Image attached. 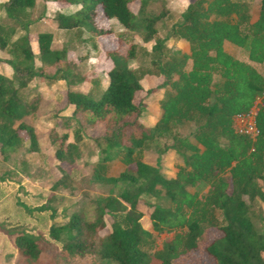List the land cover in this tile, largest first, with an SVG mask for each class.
I'll use <instances>...</instances> for the list:
<instances>
[{
  "label": "trees",
  "instance_id": "16d2710c",
  "mask_svg": "<svg viewBox=\"0 0 264 264\" xmlns=\"http://www.w3.org/2000/svg\"><path fill=\"white\" fill-rule=\"evenodd\" d=\"M55 1L66 4L54 14L58 28L79 34L109 33L106 22L115 18L126 32H139L142 43L153 40L154 44L148 52L149 65L131 67L135 45L129 43L122 49L127 41L119 35L117 47L104 52L110 62L105 86L101 88L96 79L88 92L65 91V104L71 109L63 117L64 126L68 128L74 121L77 127L71 133H49L55 158L72 163L80 155L83 128L101 122L105 132L94 139L98 156L90 180L119 185L121 190L118 196L93 200V219L74 211L62 223L52 221L49 237L69 254L95 251L106 264H150L153 231L171 233L153 253L159 264H200L198 249L205 232L214 229L218 234L207 245L213 264H264V232L255 229L250 205L244 199H258L264 205V96L254 139L236 133L232 122L236 113L247 111L255 98L264 94V76L250 63L264 61V0H260L255 17L248 2L192 0L182 21L170 32L171 37L187 42V52L168 48L165 38L154 37L155 24L163 13L149 11L150 0ZM132 1H138L137 12L129 7ZM34 2L3 0L1 7L8 19L19 22V16ZM15 33L0 21V49L8 54L4 62L15 74L10 78L0 73V155L4 160L24 140L30 151L38 149L35 126L26 121L37 109L38 98L26 100L20 93L33 77L41 75L35 62L54 66L55 79H67L70 72L65 48H52V33L36 34V53L27 32ZM225 42L245 51L250 62L229 53ZM145 76L163 78L147 90L160 92L155 99L159 113L152 125L138 121L143 104L134 99ZM150 144L159 146L161 154L171 152L182 158L173 176L142 160ZM115 157L125 168L111 176L108 172ZM59 170L61 175L50 188L73 190L68 173L62 167ZM142 196L155 200L148 213L152 231L140 224ZM105 215H110L112 222L100 233L106 229ZM260 219L264 223V212ZM0 228L13 237L22 262L39 264L40 235Z\"/></svg>",
  "mask_w": 264,
  "mask_h": 264
},
{
  "label": "rangeland",
  "instance_id": "374dc122",
  "mask_svg": "<svg viewBox=\"0 0 264 264\" xmlns=\"http://www.w3.org/2000/svg\"><path fill=\"white\" fill-rule=\"evenodd\" d=\"M0 21L7 27L15 30L16 36L28 33L31 40V48L34 53L38 51L36 34L38 32H50L53 35L52 48H65L69 78L55 79L52 75L55 67L52 65H41L35 62L36 67L41 68V75L30 80L20 90L26 100L38 98L37 109L30 119L26 121L35 126L38 137V149L30 151L28 142L24 140L21 147L11 153L4 160L0 155V225L5 228L14 227L18 231H25L41 236L42 252L37 263L39 264H106L95 251L86 252L82 255L69 254L61 248V244L52 240L48 235V228L52 221L62 223L68 219L74 211H82L87 218H94L93 200L97 197L115 195L118 196L121 187L110 184L92 183L90 172L98 156V149L94 139L104 134L105 125L97 122L93 126H85L81 131L82 138L79 142L80 155L72 163H60L54 156L55 145L49 143L48 135L51 132L62 133L66 130L76 128L74 121L69 127L64 126V118L70 114V109L65 104V91L74 90L88 92L93 87V80L100 82L103 88L106 84V70L110 65L104 52L117 47L118 36H124L127 41L122 44L127 47L129 43L135 45V58L129 61L131 67L139 65L148 66V52L154 41L144 44L140 41L139 32L133 34L115 19L106 22L109 33L79 34L76 30H65L57 27L54 14L59 8L66 4L55 0H35L34 5L19 16V22L8 19L1 7ZM192 0H150L148 10L153 13H163L156 22V34L154 37L165 38L168 48H187V43L181 38L170 36L171 27L182 21V13ZM248 2L251 5L253 15H256L260 0H236ZM138 1L129 4L133 12H137ZM25 24L26 28H23ZM127 33V35H126ZM14 36L13 39L16 37ZM225 49L240 60L248 61L247 54L242 49L225 42ZM8 54L0 49V73L14 78V72L7 63ZM264 76V61L262 63L250 62ZM150 78V77H149ZM142 79V89L135 93V102L142 103V114L139 122L146 125L149 116L155 114L158 108L157 96L159 90L147 92L161 83L162 77ZM153 116V115H152ZM71 133V132H70ZM69 136V141H72ZM160 147L150 144L144 149L142 160L148 164L159 166L161 172L166 176H173L176 165L182 164V158L174 153H159ZM62 167L70 176L73 190L51 189L50 186L59 178ZM125 166L115 157L111 161L108 174L117 176ZM245 201L250 205V216L257 231L264 232V223L260 215L264 212V205L258 199ZM152 197L142 196L138 207L142 212L140 224L143 228L152 231L148 213L151 210ZM43 207V208H40ZM106 229L112 222L110 215L104 217ZM155 235L154 245L148 249L150 253V264H159V259L154 257V252L162 247L166 239L172 237L171 233ZM218 234V231L209 229L204 234V243L199 247L202 254L200 264H213V259L207 252L208 243ZM13 237L8 236L0 228V264H25L22 262L13 244ZM116 264V263H111Z\"/></svg>",
  "mask_w": 264,
  "mask_h": 264
},
{
  "label": "built area",
  "instance_id": "2783aa9c",
  "mask_svg": "<svg viewBox=\"0 0 264 264\" xmlns=\"http://www.w3.org/2000/svg\"><path fill=\"white\" fill-rule=\"evenodd\" d=\"M263 96L264 94L258 95L247 111L236 113L233 116V129L236 133L248 136L251 139L257 136L256 116L259 106L262 104Z\"/></svg>",
  "mask_w": 264,
  "mask_h": 264
},
{
  "label": "crops",
  "instance_id": "0c3cea01",
  "mask_svg": "<svg viewBox=\"0 0 264 264\" xmlns=\"http://www.w3.org/2000/svg\"><path fill=\"white\" fill-rule=\"evenodd\" d=\"M254 17H255V15H254ZM187 43V42H186ZM182 50H184V51H188V44H187V48L185 49V48H183ZM253 65V64H252ZM155 78V77H152V76H145L143 79H145V80H151L150 78ZM158 113H159V110H158V108H157V111H156V113L155 114H152L151 116H149L151 119H149L150 121H148V123L146 124V125H152L153 123H154V120L156 119V117L158 116ZM150 224H151V222H150ZM147 230H149V229H147Z\"/></svg>",
  "mask_w": 264,
  "mask_h": 264
}]
</instances>
